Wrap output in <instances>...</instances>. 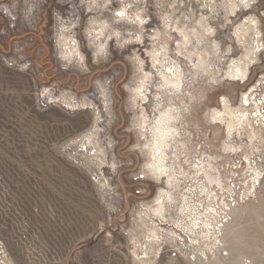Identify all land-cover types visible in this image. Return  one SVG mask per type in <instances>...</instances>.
<instances>
[{
	"label": "rangeland",
	"instance_id": "obj_1",
	"mask_svg": "<svg viewBox=\"0 0 264 264\" xmlns=\"http://www.w3.org/2000/svg\"><path fill=\"white\" fill-rule=\"evenodd\" d=\"M263 79L264 0H0V264H264V175L216 237L180 212L218 207L235 161L239 188L264 172ZM160 116L165 177L139 135Z\"/></svg>",
	"mask_w": 264,
	"mask_h": 264
},
{
	"label": "bare ground",
	"instance_id": "obj_2",
	"mask_svg": "<svg viewBox=\"0 0 264 264\" xmlns=\"http://www.w3.org/2000/svg\"><path fill=\"white\" fill-rule=\"evenodd\" d=\"M85 15H86V13H85ZM244 20H246V19H244ZM64 37L62 36V38H64ZM67 39H69L68 36L63 39L64 45L70 49L71 48L70 44L66 42ZM244 74L245 73L242 72L241 76H244ZM241 78H243V77H241ZM242 115L239 116V119L242 117ZM245 120L249 121V118L246 115H245ZM238 122H240V121L238 120ZM173 128L174 127L171 126L170 124H168L166 121V118H164L163 116L158 117L156 119L155 123H153V126L150 127L149 129L146 126H142V124L139 127L140 137H143V138H144V136L148 137V134H150L153 137V139L149 143V145L152 147V148H150L152 150V153H151L152 162H150V164H149L150 168L148 169V172L152 173L153 175L156 174L157 177H159L160 175H162L163 177L168 176V172L166 169V167L168 165V161L166 159L165 147H167L168 142L172 138H174V136H175L173 133V130H174ZM96 134L98 136L101 135L99 133V131L96 132ZM75 142H76V140L73 141V143H75ZM78 142L82 143V145L84 146L85 156H88L90 158V160L97 161V162H93V163H94V166H97V168L99 169L98 171H101L105 166H107L106 160H104V158L101 157L102 154L99 150L100 147L98 144V140H96L95 133L90 134V135L86 134L85 140L84 141L79 140ZM80 151H82V150H80ZM146 174L147 173H144L140 177L141 178L146 177L147 176ZM167 181H169V180L167 179ZM167 181L165 182L166 184H168ZM255 181H256V178L254 179V182ZM252 187H254V184H252ZM249 188H250V185L248 186L247 190H249ZM165 198H167V192L162 189L159 191V194L153 199V202L158 207L162 208ZM182 206L183 207H182V209H180V212L184 214L185 220H187V218H188V223H186V222L185 223L189 225L188 231L190 230L191 233L196 234V231H194V228H201L198 231H200V232L206 231L207 233H209L210 236L216 237L217 231H211V230H219L221 228V226L223 224H225V223H220V220L217 219V217H218L217 214L220 213L219 209H217L218 207H215L213 205H209L208 207H210V209L208 210V214H206L205 212L204 213L202 212L203 211L202 209H200V208L197 209L196 206L189 205V204H187V205L182 204ZM186 228H187V226H186ZM208 230L210 232H208ZM199 235L201 236V234H199ZM203 236H204V234H203ZM206 236H207V234H206ZM193 237H196V236H193ZM203 238H205V237H203ZM142 257H145V256H142Z\"/></svg>",
	"mask_w": 264,
	"mask_h": 264
},
{
	"label": "built area",
	"instance_id": "obj_3",
	"mask_svg": "<svg viewBox=\"0 0 264 264\" xmlns=\"http://www.w3.org/2000/svg\"><path fill=\"white\" fill-rule=\"evenodd\" d=\"M256 90L251 93H247L242 97V101L244 103L245 99L247 100V104H245V107L252 106V112L250 115H252L256 120H253L256 125H264V79L261 80L259 83H256ZM263 128V127H262ZM254 163V164H253ZM252 166L247 167V169H251L252 171L250 173L247 172V178L248 181L247 185H240V188L238 187V181L241 179L242 170L240 169L241 163H238L235 161V163H232L230 166V172L232 173V176L229 175L223 177L224 187L225 190L223 193L220 191V195L218 197H214V199H217L218 202V208L220 209V213H218L217 219L220 220V223H224L225 220L228 218V214L230 213V210L233 207L238 206L243 201H247L248 197H253L256 193V185L261 180L262 176L264 175V172L259 167L257 161H256V168H255V162L250 163ZM226 166V163L224 164ZM232 169V170H231ZM253 177H257L256 181L253 183ZM245 180V179H244ZM254 184V189L252 186H250L249 190L246 191L245 188H247L249 185ZM239 188V189H238ZM236 193L237 195H235ZM244 197V200L240 201V199ZM219 199V200H218ZM225 199V200H224ZM222 200H224L222 202ZM214 202V200H213ZM216 204V203H215ZM216 206V205H214ZM227 217L225 218L224 217ZM222 220V221H221Z\"/></svg>",
	"mask_w": 264,
	"mask_h": 264
}]
</instances>
